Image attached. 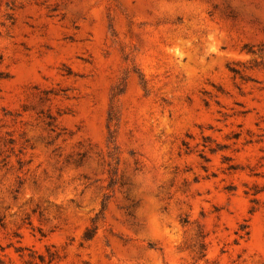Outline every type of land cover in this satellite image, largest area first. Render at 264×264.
<instances>
[{
	"label": "rangeland",
	"instance_id": "rangeland-1",
	"mask_svg": "<svg viewBox=\"0 0 264 264\" xmlns=\"http://www.w3.org/2000/svg\"><path fill=\"white\" fill-rule=\"evenodd\" d=\"M0 255L264 264V0H0Z\"/></svg>",
	"mask_w": 264,
	"mask_h": 264
},
{
	"label": "trees",
	"instance_id": "trees-1",
	"mask_svg": "<svg viewBox=\"0 0 264 264\" xmlns=\"http://www.w3.org/2000/svg\"><path fill=\"white\" fill-rule=\"evenodd\" d=\"M254 56H257L258 54H256V52H249ZM231 72L235 75V76H241V72L239 70H236L234 68H231ZM187 147V149L189 150L190 147L185 145ZM39 259L41 261V263L45 264L46 260L44 256H39ZM57 260V258H51L50 260V264H52L53 262H55ZM0 264H13L12 261L8 260L5 256H1L0 255ZM26 264H38L36 263V261H34V258H31L30 260L26 261Z\"/></svg>",
	"mask_w": 264,
	"mask_h": 264
}]
</instances>
